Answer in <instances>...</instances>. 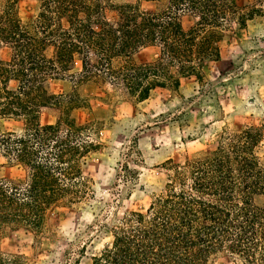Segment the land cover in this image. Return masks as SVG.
I'll return each mask as SVG.
<instances>
[{
  "label": "trees",
  "instance_id": "1",
  "mask_svg": "<svg viewBox=\"0 0 264 264\" xmlns=\"http://www.w3.org/2000/svg\"><path fill=\"white\" fill-rule=\"evenodd\" d=\"M37 1L24 20L20 0H0V50L11 52V60L0 57V153L26 172L24 182L0 175V232L8 223L36 237L51 211L72 207L92 181L84 174L88 125L73 114L94 100L51 93L48 79L108 82L113 91L99 102L137 107L158 87L179 90L183 78L201 81L205 64L221 59L220 41L231 24L246 27L252 18L237 0H154L153 11L142 8L143 0ZM186 15L196 22L186 26ZM149 46L160 49L155 61L113 66L115 57ZM46 107L59 111L55 122L42 121ZM11 120L22 122L18 130L7 127ZM170 160L165 187L147 211L116 219L113 244L95 264H213L222 252L234 264H264V206L255 200L264 195V123L225 133L206 160ZM0 264L37 263L0 247Z\"/></svg>",
  "mask_w": 264,
  "mask_h": 264
},
{
  "label": "rangeland",
  "instance_id": "2",
  "mask_svg": "<svg viewBox=\"0 0 264 264\" xmlns=\"http://www.w3.org/2000/svg\"><path fill=\"white\" fill-rule=\"evenodd\" d=\"M237 3L250 9L252 18L246 27L231 24L220 41L221 59L205 64L201 81L185 79L183 95L180 90L159 87L148 104L127 105L123 113L128 115L123 118L111 112L106 116L101 104L96 117L86 107L73 114L77 123L88 125L84 149L90 153L84 159V174L92 181L72 207L51 211L46 231L37 237L25 226L4 223L0 232L3 251L28 255L37 264L53 259L54 264L73 260L95 264L113 244L116 219L127 211H147L153 194L165 187L174 169L170 159L178 164L206 160L225 133L264 123V0ZM37 7V0H20L21 18L27 20ZM0 57L11 60L10 49H1ZM17 83L10 84L15 87ZM47 87L53 90L49 83ZM59 116L57 109L46 107L42 121L55 122ZM21 123L11 120L6 125L18 130ZM0 175L21 182L26 179V172L1 153ZM255 200L264 206V195ZM213 264L234 263L222 252Z\"/></svg>",
  "mask_w": 264,
  "mask_h": 264
},
{
  "label": "crops",
  "instance_id": "3",
  "mask_svg": "<svg viewBox=\"0 0 264 264\" xmlns=\"http://www.w3.org/2000/svg\"><path fill=\"white\" fill-rule=\"evenodd\" d=\"M156 7H157V3L154 0H143L142 1V8L146 11H153L156 9ZM186 19L190 20L188 25L185 23ZM196 20H197V17L195 15L184 16V23L186 26H191L193 23L196 22ZM159 54H160L159 47L149 46V47L142 49L141 51L134 54L133 56H126V55L117 56L113 59L112 63H113V66L115 68H119V67L124 66L128 63H131V62H136V63L151 62V61H155L159 57ZM81 69H82L81 62L79 60H77L74 64L73 71L78 72ZM185 79L187 81L193 80L192 78H183L182 79V85L179 89L180 94H182V95H183V93H182L183 90H185L187 87ZM47 83H49L51 86H53V90L49 91L51 93H57L58 94V93L76 92L82 97H89V98L93 99L94 101L92 102V106L90 108H88V111L90 113L94 114L95 117H96V114H98V112L96 111V107L100 104L104 106L106 116L111 112V114L113 113V116L116 118H121L119 116H122V118H123L124 116L128 115L127 113H123L124 110H127V108H126L127 105H130L133 108H136V106H134L132 103L127 102V101L117 103L111 109L108 108L103 103L99 102L97 100V98H99L100 96H104L106 94V92H112L113 91V86L108 82L87 81V82L80 84V83H76L75 81H71V80L50 78V79H48ZM158 88L153 90L150 97L146 101H144L141 105L148 104L152 100V97L155 94V92L158 90ZM161 89H163V90L166 89V90L172 91L171 89L162 88V87H161ZM194 94H196V92H194L193 95ZM86 120H89V118H87ZM50 122H52V121H50Z\"/></svg>",
  "mask_w": 264,
  "mask_h": 264
}]
</instances>
